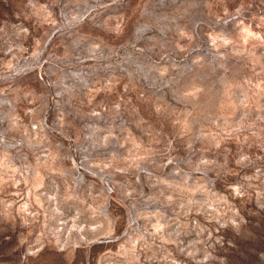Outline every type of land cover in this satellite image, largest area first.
Segmentation results:
<instances>
[{
    "label": "rangeland",
    "instance_id": "rangeland-1",
    "mask_svg": "<svg viewBox=\"0 0 264 264\" xmlns=\"http://www.w3.org/2000/svg\"><path fill=\"white\" fill-rule=\"evenodd\" d=\"M0 264H264V0H0Z\"/></svg>",
    "mask_w": 264,
    "mask_h": 264
}]
</instances>
